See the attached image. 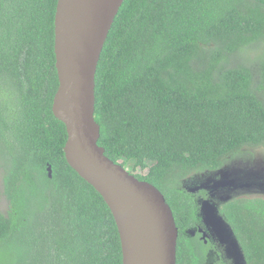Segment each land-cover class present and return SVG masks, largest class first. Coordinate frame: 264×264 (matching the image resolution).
Instances as JSON below:
<instances>
[{"label": "trees", "instance_id": "obj_1", "mask_svg": "<svg viewBox=\"0 0 264 264\" xmlns=\"http://www.w3.org/2000/svg\"><path fill=\"white\" fill-rule=\"evenodd\" d=\"M57 0H0V264H122L102 197L69 167L52 113ZM105 156L158 189L176 264H206L191 175L264 149V0H124L95 74ZM147 171L133 174L132 171ZM245 264H264V199L221 205Z\"/></svg>", "mask_w": 264, "mask_h": 264}, {"label": "water", "instance_id": "obj_2", "mask_svg": "<svg viewBox=\"0 0 264 264\" xmlns=\"http://www.w3.org/2000/svg\"><path fill=\"white\" fill-rule=\"evenodd\" d=\"M123 2L57 0L54 53L58 89L52 113L66 129L63 151L67 164L102 197L113 216L122 264H176L178 229L164 196L109 160L97 144L95 74Z\"/></svg>", "mask_w": 264, "mask_h": 264}, {"label": "rangeland", "instance_id": "obj_3", "mask_svg": "<svg viewBox=\"0 0 264 264\" xmlns=\"http://www.w3.org/2000/svg\"><path fill=\"white\" fill-rule=\"evenodd\" d=\"M125 169L128 171L131 165ZM132 172L144 175L147 171ZM1 187L0 182V210L4 212L7 203L1 194ZM182 188L188 195L197 198V218L204 230L209 228L216 248L209 253L208 264H215L220 258L222 264H245L241 249L219 211L221 205L230 200L264 199V149L243 148L235 158H227L219 170L191 175L182 182ZM201 191L207 194L205 198L199 195Z\"/></svg>", "mask_w": 264, "mask_h": 264}, {"label": "flooded vegetation", "instance_id": "obj_4", "mask_svg": "<svg viewBox=\"0 0 264 264\" xmlns=\"http://www.w3.org/2000/svg\"><path fill=\"white\" fill-rule=\"evenodd\" d=\"M199 195H201L202 198H205L207 196V194L205 192H202V191L199 193ZM193 198L195 200V205H196V209H195L196 217L194 220V227H193L194 229H190L189 233L191 234L192 237L197 238L206 246V250L208 249V252H207V257H208L209 253L213 251L215 246L211 241V236L208 232L209 228H208V230L207 229L204 230L203 226H201V223L199 222V220L197 218V198H195V197H193ZM226 225H227V223H226ZM214 253L220 258V255L218 253H216V252H214ZM206 262H207L206 264H208V260ZM215 264H222L221 258H220V261L215 263Z\"/></svg>", "mask_w": 264, "mask_h": 264}]
</instances>
